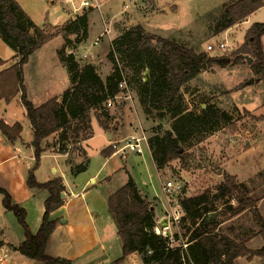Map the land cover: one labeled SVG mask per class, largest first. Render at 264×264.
Segmentation results:
<instances>
[{
  "label": "rangeland",
  "instance_id": "rangeland-1",
  "mask_svg": "<svg viewBox=\"0 0 264 264\" xmlns=\"http://www.w3.org/2000/svg\"><path fill=\"white\" fill-rule=\"evenodd\" d=\"M126 1L129 0H112V3L101 0L103 5L99 10L94 9V6L92 8L90 5L88 8L72 11L70 5L65 4L64 0H15L34 25L44 28L47 34L60 30L65 24L72 23L83 15L87 16L88 28L90 20L95 28V25L98 26L101 17L105 19L109 6L116 5V9L119 8L120 11L121 3ZM235 1L237 0H133L132 16H130L131 13L127 14L126 19L113 23L109 27L111 32L109 35L110 38L114 37L115 40L128 29L129 23L134 27L137 26L138 22H142L143 25L148 26L145 30L147 33L173 40L193 49L197 54L227 59L243 43L246 29L251 24L255 22L264 24L263 8L256 12L254 17L251 15V19L242 24L241 27H235L228 34H225V31L216 34L214 32L215 24L224 18L225 7ZM156 4L158 7H156ZM77 6L78 4L75 8ZM154 16L159 18L151 20ZM97 30L95 28V31ZM105 31L107 30L104 29L101 37H97V32L94 35V32L91 31L89 39L87 31L84 40L80 38L81 32L77 35L63 33L57 39L43 45L29 57L28 62L23 66L24 86L28 94V100L34 107L47 102L69 88L66 71L60 64L57 55L66 46L65 36L70 41L65 53L72 54L79 66L96 64V73L102 81H105L113 69V64L108 59L110 45L113 40L108 41L110 38L108 39ZM100 32H102V29ZM95 37H97V40H93ZM92 41L93 43L90 45ZM219 42L226 43L229 49L221 52L207 51L208 45H215ZM261 44L264 52V36L261 38ZM83 54H86L85 58L82 57L85 56ZM115 56V66H118L121 70L122 82L125 83L127 89L120 90L117 96L107 99L89 112V130L82 129L80 126L76 127L75 123H71L65 134L66 141L63 143V146H66L70 142L78 140L76 142L78 143L81 140L79 145L70 146L66 159L75 164H84L86 159L83 153L84 145L88 157L85 172L76 179L67 178V181L74 184L73 190L77 192L88 178H93L94 182L90 183L89 193L98 200L96 201L98 207L96 227L100 243L89 245L87 258H79L73 264H116V261L120 258V241L116 236L117 230L113 218L107 212L106 200L109 195L121 188L129 177L134 180L140 194L148 199L147 203L150 207L160 205V198L166 202L167 200L171 202L174 200L181 201L188 198L189 195L198 196L206 192H209L206 197L208 206L217 207L222 201L210 203V194H215L214 192L223 183L226 176L216 173L220 164L217 163V159L213 158L218 153H215V151L218 148L221 149L226 142L230 144L233 140H241L245 134L241 135L239 130L252 128V132H255L253 131V128H257L255 123L264 121L256 120V118H264V116L256 117V114L252 115L241 110L234 111L233 107L244 99L235 92L243 89L247 84L244 82L242 85L234 86L239 79V75L233 64L228 62L224 65H214L199 73L206 71L208 74L207 79L206 77L196 76L182 85L180 88L181 101L176 105L180 107L183 114L202 115L203 109L201 106L213 102L222 110H226L225 113L230 114V121L220 122L214 117L205 116L202 121L195 122L193 120L190 125L179 122L177 126L185 136V142L179 144L181 156L168 162L163 167H158L154 161L156 151L151 147V140L160 139L166 136L167 133L172 132L176 121L170 113L157 109L152 104L150 93L147 92V87L143 86L149 81V72L144 65L140 63L124 65L120 62L119 56L117 54ZM0 58L4 61L13 58L12 51L2 40H0ZM92 58L94 61H92ZM13 61L15 62V59ZM248 68H250L249 64L242 63L241 69L244 72L247 73ZM254 77L252 80L254 83H258L259 81L256 82V76ZM39 80L44 83V87L42 82L39 84ZM260 85L258 88L259 99L264 101V85ZM126 92H129V100ZM233 93L234 95H231ZM12 112L16 121L22 126V139H30L31 130L24 118V108L13 105ZM95 122L104 124V130L115 136L114 140H108L109 143L121 141L128 136L145 137L146 141L142 143L143 154L128 153L124 157L115 155L105 163V158L101 154V149L106 147L105 137L101 133L100 136L96 135L97 125ZM92 129V138L87 143L82 142L85 141L82 139L92 135ZM172 135L174 136V133ZM58 136L52 135V138L45 145L48 152L51 151V145L57 143ZM122 145L119 144V146ZM210 150L212 151L211 154H209ZM49 160L41 159L38 163L39 170L43 164H48ZM36 165L37 162L32 163V167ZM168 181L180 186V189L175 191L169 199L162 197V187ZM254 197L256 195L252 196V198ZM236 200L237 196L232 200V206L234 207L236 206ZM153 214L155 232L158 216L155 212ZM179 225V231L184 233L185 228H187L186 223H180ZM159 231H162L161 228H159ZM128 264H140V262L136 258V260L129 261Z\"/></svg>",
  "mask_w": 264,
  "mask_h": 264
},
{
  "label": "trees",
  "instance_id": "trees-1",
  "mask_svg": "<svg viewBox=\"0 0 264 264\" xmlns=\"http://www.w3.org/2000/svg\"><path fill=\"white\" fill-rule=\"evenodd\" d=\"M263 6V0H237L229 4L225 7V16L222 21L215 24L214 32L222 33L245 21L248 16ZM87 31L88 20L87 16L83 15L76 21L65 24L60 30L47 34L44 28L34 25L15 0H0V39L12 51V59H15L11 66L1 70L4 62L0 58V101L9 103L21 93L20 102L25 110L26 120L33 130L31 146L34 150L35 163L43 152L40 148L43 139L52 134L59 135L58 151L64 153L68 147L81 141L76 143L78 140H75L63 146L69 125L75 123L76 127L80 126L82 129L89 130V112L120 93L118 85L122 82V75L119 67L115 66L116 54L124 65L135 63L144 65L149 72V81L143 86L147 87L152 104L157 109L170 113L176 121L172 132L160 139L151 140V147L156 151L154 161L158 167H163L181 156L179 144L185 142V136L177 126L179 122L190 125L193 120L199 122L205 116L214 117L220 122L230 121L227 113L213 106L206 105L202 115H195L183 114L180 107L176 105L181 101L180 88L183 84L203 70L214 65H224L221 62L224 58L197 54L193 49L173 40L147 33L138 25L129 28L112 41L108 59L112 62L113 69L105 81L101 80L93 65L79 66L72 54L65 53L70 43L65 36L66 46L57 55L66 71L69 88L62 93L60 99L53 98L34 107L26 99L23 86V66L28 62L29 57L63 33L77 35L81 32L80 38L84 40ZM263 36L264 24L251 25L245 33L241 46L227 59L233 65L247 63V59H251L249 66L252 73L258 81L264 83V52L261 44ZM256 120H264V118H256ZM99 125L102 128L104 126L101 122ZM21 131L22 128L18 123L9 127L0 121V132L10 142L19 139ZM90 137L91 135L82 140ZM101 154L104 158L110 157L113 149L109 146ZM85 165L84 161V164L76 167L74 173L84 171ZM26 184L30 189L48 192L41 224L35 234H32L26 225L24 210L12 204L8 194L0 190L3 194L4 209L15 215L24 233V241L14 251L42 264H70L68 260L48 257L44 252L46 242L55 228V222L50 220L49 216L62 206L61 181L54 179L39 184L35 181L33 174L29 173ZM245 192L244 186L237 185L234 178L225 177L216 193L210 194L209 201L210 203L222 201L223 204H227L230 216L248 211L264 239V221L256 209V202L246 197ZM208 195L209 192H206L180 201L184 213L180 223L187 225L184 235L186 236L191 229L183 249L180 244H173L178 241L176 235H173L170 240L168 237L155 234L153 211L140 196L136 185L129 177L128 181L106 200L107 211L113 218L117 237L121 243V256L116 264L121 263L133 253L137 254L142 264H234V259L239 256L264 257V247L257 251H249L243 244H237L215 233L216 226L210 220L206 221L203 216L214 209L207 204ZM235 196H237L236 206H229L228 204Z\"/></svg>",
  "mask_w": 264,
  "mask_h": 264
},
{
  "label": "crops",
  "instance_id": "crops-1",
  "mask_svg": "<svg viewBox=\"0 0 264 264\" xmlns=\"http://www.w3.org/2000/svg\"><path fill=\"white\" fill-rule=\"evenodd\" d=\"M88 1L92 8L94 6V9L99 10L103 5L101 0ZM111 1L112 0H107V3H112ZM132 1L133 0L122 2L120 11L119 8L116 9V5H112L113 7L109 6L105 14V19L104 17H101V19L98 21V26L95 25L96 30L98 29L97 31H95L93 23H91L90 20L88 39L90 37L91 31L94 32V35L95 32H97V37H101V33H103L104 29L107 30L105 32L107 33L106 36L109 39V34L111 33L109 31V27L113 23L126 19L127 14L131 13L130 16H132ZM156 7H158L157 4ZM263 8L264 6L251 14L253 15L252 17H254L256 12ZM164 15L166 16V14ZM250 16H248L245 21L226 30L225 34H228V32L232 31L235 27H241L242 24L251 19ZM156 18L159 17L154 16L151 18V20ZM137 25H140L144 30H146V27H148L143 25L142 22H138ZM132 26L133 25L129 23L128 29ZM101 29L102 32H100ZM248 29L249 28H247L246 31ZM97 37H95L93 40H97ZM110 39L108 41L114 40V37ZM92 43L93 41L90 43V45ZM83 55L86 57V54ZM2 61L4 64L1 67V70L8 68L14 63L13 59ZM92 61H94L93 58ZM91 65H93L94 68L96 66L94 63H91ZM241 65L242 64L233 65V67L236 68L235 71H237L239 75V79L235 82L234 86L237 87L244 84V82H246L245 84L247 85L243 89L235 92V94L241 95L244 97V99H242L241 103L233 107L234 111L238 112L241 110L242 112L251 113L252 115L256 114V117L264 116V101L259 99L260 96L258 91L259 86H261L260 84L264 85V83L261 81L258 82V79L256 80L258 83H254L252 78L255 77L253 76L251 69L248 68L246 73L241 69ZM207 75V72L204 71V73L198 74L197 76L202 78L206 77L207 79ZM249 81H252V83L249 84ZM38 82L40 84L42 81L39 80ZM42 84L44 87L43 82ZM24 90L26 99L28 100V94L25 86ZM62 92H64V90ZM61 93L54 98L59 99ZM231 95H234V93ZM20 97L21 93L9 103L0 101V121L9 127L15 123H18L16 118L13 116L12 106L19 105L22 107ZM206 105L213 106L220 111H224L213 102L203 104L201 106L203 110L206 108ZM224 112H226V110ZM227 115L230 117V114L227 113ZM24 118L26 120L25 114ZM26 122L29 129L31 130V138L28 140L22 139V131L20 133L19 139L14 142H10L0 132V190L8 194L12 204L17 205L24 210L26 225L30 232L35 234L41 224L44 214V202L48 198V192L46 190L30 189L26 184L29 173L33 174L35 181L39 184H44L54 179H59L61 181V186L63 187L62 193L60 195L62 199V206L49 216V219L55 222V228L46 242L44 252L48 257L68 260L70 264H73L79 258L86 257V255L89 253V245L92 246L95 245V243H100V240H98V230L96 227V211L98 208L96 201L98 200H96V198L89 193L90 183H93L94 179L88 178L82 184V187L79 189V191L75 192L73 190L75 186L72 184V182L67 181V178L71 177L72 179H76L85 172V168L84 171L80 173H74L76 167L80 164L72 163V161L66 159L67 155L69 154V147L64 153H61L58 151L59 145L57 143H53L50 147L51 151H47L45 145L48 143L49 139L52 138V135L57 134H52L41 141L40 148L43 150V152L37 161V165L32 167V163L35 162L34 150L31 146L33 141V130L29 122L27 120ZM96 125V135L100 136L101 133L105 137L106 147L101 149L102 152L111 146V143H109L108 140H114L115 136L112 133L106 132V130H104V128H102L99 123H96ZM255 125L257 126V128H253V131L255 132H252V128L249 130L245 129L243 131L239 130L240 134H245V136H242L241 140H233L230 144H228V142L224 143L221 149L218 148L217 151H215V153H218L215 155L216 157L213 158L217 159V163L220 164V167L216 173H221L226 177L234 178L237 185L244 186L246 189V197L251 198L256 202V209L264 221V121L255 123ZM92 136L93 129L91 137L82 142L87 143V141L90 140ZM83 151L86 158L84 161L87 165L88 157L84 149V145ZM211 153L212 151L210 150L209 154ZM113 156L115 155L112 154L110 157L105 158L104 162L106 163ZM41 159L50 160L48 164H43L39 170L38 163ZM126 173L128 172L126 171ZM255 195L256 197L252 198V196ZM140 196L145 199L146 202H148L147 198L141 194ZM162 197L165 198L164 195ZM187 197L189 198L193 196L189 195ZM2 200L3 194L0 193V264H42L40 262L30 260L14 251V249L18 248V246L24 241V233L22 227L18 224L15 215L12 212L6 211L4 209ZM174 202L175 201L169 202L168 200L166 202L164 199L162 200L160 198V205H156L155 207L151 206L150 209L158 216V229L161 228L159 221L165 217L167 211L170 210ZM176 203L180 205V200ZM228 205L232 206V201H230ZM181 215H184L183 210H181ZM203 216L205 217L204 219L206 221L210 220L213 222V224L216 226L215 233L219 236H224L237 244H243L244 247L249 251H257L264 247V239L260 235L259 228L257 227L252 215L248 211H243L238 215L230 216L229 210L227 209V204L220 203L217 207L212 209V211H209ZM161 221L163 222L164 220ZM179 224L169 225V228L167 229L171 238L173 235L178 237V241L173 242V244H180L184 249L186 246V239L189 236L191 229L189 228L190 231H188L187 235L185 236L184 233L179 231ZM136 258L139 260L140 264H142L140 258L135 253L129 255L122 261L121 264H128L129 261L136 260ZM233 263L264 264V257L254 256L248 258V256H239L234 259Z\"/></svg>",
  "mask_w": 264,
  "mask_h": 264
},
{
  "label": "built area",
  "instance_id": "built-area-1",
  "mask_svg": "<svg viewBox=\"0 0 264 264\" xmlns=\"http://www.w3.org/2000/svg\"><path fill=\"white\" fill-rule=\"evenodd\" d=\"M64 3L67 5H70L72 11H76L82 8H88L90 7V3L88 0H64ZM76 4H78L77 8ZM229 49V46H227L224 42H219L215 45H208L207 51H224ZM85 58V56H82ZM118 88L120 90H126L127 87L124 82H120L118 85ZM127 93V92H126ZM127 96H129V92L127 93ZM127 97V99H129ZM145 137H135V136H128L121 141L118 142H112L111 148L113 149V155H120L121 157H124L127 153H135L137 155H141L143 152L142 143L145 142ZM119 144H123L122 146H119ZM180 189V186L174 184L172 181H168L164 184L162 187V193L165 196V198L169 199L170 196L174 194L175 191H178ZM64 196V194H63ZM169 201V200H168ZM173 206L170 208L169 211H167L165 217L161 220H164L163 222L160 220L159 225L161 227V230L159 233L157 232V228H155V234L163 235L164 237H168L171 240L170 233H168L169 225H178L181 220V207L177 200H174ZM171 202V201H169ZM175 204V205H174ZM172 242V241H171Z\"/></svg>",
  "mask_w": 264,
  "mask_h": 264
},
{
  "label": "water",
  "instance_id": "water-1",
  "mask_svg": "<svg viewBox=\"0 0 264 264\" xmlns=\"http://www.w3.org/2000/svg\"><path fill=\"white\" fill-rule=\"evenodd\" d=\"M221 62H223V63H228L229 60H228V59H222ZM250 63H251V59H247V64H250ZM248 83L251 84L252 81H249Z\"/></svg>",
  "mask_w": 264,
  "mask_h": 264
},
{
  "label": "bare ground",
  "instance_id": "bare-ground-1",
  "mask_svg": "<svg viewBox=\"0 0 264 264\" xmlns=\"http://www.w3.org/2000/svg\"><path fill=\"white\" fill-rule=\"evenodd\" d=\"M157 232H158V233L160 232L158 228H157Z\"/></svg>",
  "mask_w": 264,
  "mask_h": 264
}]
</instances>
